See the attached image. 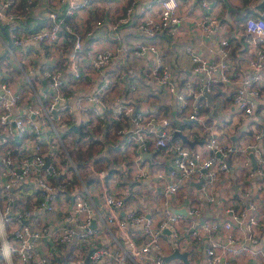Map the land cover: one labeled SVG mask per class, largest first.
<instances>
[{"label":"built area","instance_id":"obj_1","mask_svg":"<svg viewBox=\"0 0 264 264\" xmlns=\"http://www.w3.org/2000/svg\"><path fill=\"white\" fill-rule=\"evenodd\" d=\"M33 1L0 0V54L3 49L7 51L0 58V243L8 264H177L167 259L161 243L167 229L172 238L180 241L188 236L199 238L201 230L212 233L221 226L229 229L233 223L248 224L249 241H239L232 232L224 240L213 239L205 250L206 262L238 264L226 255L258 252L260 239L256 230H264V223L259 221L260 213L254 201L230 205L231 219L224 223L202 220L193 227L181 224L182 213L169 209L167 198L157 222L134 207L123 216L120 211L128 188L106 189L104 203L99 204L75 156L82 151L86 167V151L93 139L98 138L95 134L98 125L106 122L105 127L111 132L128 139L136 137L139 158L140 151L148 150L152 142L172 151L171 167L154 171L166 197L173 196L182 182L198 179L203 168L209 173L208 180L213 181L221 170L229 167L230 156L240 149L250 150L258 161L256 170L248 174H264L261 144L264 129L255 121L249 119L250 140L245 144L221 139L220 129H213L202 147L194 150L186 142H172L170 136L176 138L172 134L182 129L172 126L171 117L151 109L158 103L175 101L177 114L197 119L201 105L209 103L207 91L213 84L223 82L234 88L233 106L249 117L256 101L264 96V16L247 18L246 38L255 50L248 71L236 75L230 59L231 33L228 23H222L223 33L215 46L217 57L204 54L199 46L188 45L192 70L200 81L186 77L181 90L177 89L162 46L154 41L137 40L134 52L152 57L158 76L156 86L166 92V97H152L148 89L133 84V99H128L117 88V93L110 95L114 78L106 68L115 59L117 48L87 49L86 41L94 35V27L72 21L83 10L96 4L101 7L106 0H57V4L46 1L31 20ZM188 1L125 0L122 9L111 6L103 16L94 17L93 23L110 26L113 31L134 26L146 36L161 31L174 34L184 20L181 7ZM199 2L203 12L197 24L209 35L221 24V18L214 9L215 0ZM36 45L40 53L35 51ZM118 48L128 51L129 46L120 41ZM65 51L67 65L62 66ZM85 55L87 61L80 65ZM90 72L98 74L96 79L102 76V81L90 93H78L74 97L69 88ZM77 111L85 114L80 130L73 128ZM139 158H135L134 175L147 179L151 172L148 166L141 165ZM245 158L250 163L251 155ZM109 177L106 168L101 167L95 180L108 181ZM119 181V175H111L108 187ZM140 205H144L142 200ZM188 210L193 215L202 214L200 206L193 203ZM97 221L107 227L114 224L120 231L111 244L97 243L102 233ZM137 227L143 230L142 239L133 232Z\"/></svg>","mask_w":264,"mask_h":264},{"label":"crops","instance_id":"obj_2","mask_svg":"<svg viewBox=\"0 0 264 264\" xmlns=\"http://www.w3.org/2000/svg\"><path fill=\"white\" fill-rule=\"evenodd\" d=\"M46 1L56 4L58 2L57 0H34L32 2L34 11L30 17L31 20L36 18L37 13L41 12L44 8L43 3ZM260 1L262 0L249 3L247 0H215L214 9L221 18V24L209 35L197 24L203 12L199 0H189L181 7L184 20L177 25L174 34L161 31L157 35L146 36L134 26H122L118 31H113L110 26L94 25V17L103 16L111 6L115 10L122 9L125 0H106L101 7L96 4L88 10H83L77 18L76 16L72 17V21L94 27V35L86 41L87 49L108 46L117 48L118 53H116L115 59L106 68L108 75L114 78L113 91L110 95L117 93V88L123 98L133 99L131 92H133L132 85L134 84L137 88L148 89L152 97L164 99L166 92L156 86L158 76L153 69L154 60L147 54H136L133 50L135 42L137 40L154 41L162 46L165 58L172 67L177 89L181 90L186 77H194L197 83L200 81L198 77L194 76L193 62L187 48L188 45L199 46L204 54L217 57L218 51L215 46H218L223 33L222 23H228L231 33V64L237 70L236 75H240L248 71L249 59L255 54L254 45L247 40L246 33L242 32L240 25L248 15L261 14L256 6ZM228 2L233 8H229ZM39 20H41V17H39ZM3 32L7 35L5 31ZM120 41L128 44V51L118 48ZM36 47L35 51L40 53L39 46L36 45ZM2 52H4V49ZM87 58V55H85L80 60V65H83ZM61 59V65L66 66L67 51L63 53ZM136 69L145 71L137 73L133 71ZM97 75L94 72L88 73L69 88L70 92H74V97L78 93H90L93 87L103 79L102 76H98L96 79ZM233 92L234 88L231 84L223 82L213 84L210 90L207 91L209 103L201 105L197 119H190L186 114H177L175 101H164L153 105L151 109L171 117L172 126L181 128L182 133L193 143L184 141L182 135L179 134H172L176 138L170 136L172 142L177 140L186 142L192 149L196 150L202 147L203 141L209 137L213 129H220L221 139L233 143L243 141L245 144L250 140L249 119L255 121L258 127L264 129V96L256 101L254 112L246 117L241 115L233 106ZM42 97L45 99L44 96ZM110 100H113L112 96ZM84 118L85 114L83 112H76L75 120L77 122L75 124H77V129L74 130L81 127ZM108 118H110V112H108ZM105 126L106 122H101L98 125V129L95 131L98 138L93 139V143L88 149L92 151L91 155L88 154V150L86 151L87 159L85 162H87V165L86 167L82 166L85 171L81 169L87 180V186L91 189V194L99 204L104 203L106 189L120 190L125 186L128 191H126L125 204L120 211L121 215L124 216L128 209L134 207L139 211H144L157 222L163 215L166 206L164 200L167 198L169 209L182 213L181 224L193 227L197 224L200 225L202 220H216L224 223L226 220L231 219L230 205H246L249 200H252L259 209V221L264 223V174L259 172L248 174L251 170H256L258 163L257 158L252 156L250 150L240 149L231 155L229 167L221 170L213 181L208 180V177L210 178L209 173L206 168H203V172L198 179L182 182L179 190L173 196L168 195L166 197L162 191L161 182L154 171L159 168L168 170L171 167L172 151L152 142L148 150L140 151L141 158H139V151L137 152L139 141L136 137L131 136L128 139L127 136H119ZM261 144L264 150V137ZM247 154L251 155L250 163L245 162ZM83 156L85 157L84 154ZM135 158L140 159L141 165L149 167L151 175L147 179L135 177L134 172L137 169L134 164ZM101 167L106 168L108 176H110L108 181L95 180ZM113 174L119 175L120 181L108 187ZM141 200L144 202L142 206L140 205ZM192 203L200 206L202 209L201 215L197 216L189 212L188 208ZM97 225L102 232L97 243L103 241L111 244L114 235L120 233L114 224L107 227L101 221H97ZM133 232H136L138 239H142L143 230L140 227H137ZM230 232L236 234L241 242L249 241L251 231L248 224L233 223L229 229L221 226L219 230L212 233L201 230L199 238L188 236L180 241L172 238L170 231H166L161 237V243L169 261L185 264L181 256H173L174 251L178 249L188 252L187 257L190 264H208L205 258L206 247L210 245L213 239L224 240ZM256 232L260 239L256 246L258 252L229 253L226 257L236 260L238 264H264V230L258 229Z\"/></svg>","mask_w":264,"mask_h":264},{"label":"trees","instance_id":"obj_3","mask_svg":"<svg viewBox=\"0 0 264 264\" xmlns=\"http://www.w3.org/2000/svg\"><path fill=\"white\" fill-rule=\"evenodd\" d=\"M256 6L259 8V10L261 11V14H262V11L264 12V0H262V1H260V2H258L257 4H256ZM249 16H251V15H248L247 17H246V19H244L243 20V22L241 23V30H242V32H244V33H246V31H247V18L249 17ZM95 140V139H94ZM91 153H92V151L91 150H88V154L89 155H91ZM82 155H83V152L82 151H78V153L76 154V156H75V158L77 159V163L79 164V165H82V166H84V162L82 161V160H84V158L82 157ZM2 258H3V253H2V251L0 250V260H2Z\"/></svg>","mask_w":264,"mask_h":264},{"label":"water","instance_id":"obj_4","mask_svg":"<svg viewBox=\"0 0 264 264\" xmlns=\"http://www.w3.org/2000/svg\"><path fill=\"white\" fill-rule=\"evenodd\" d=\"M228 5H229V8H233V6H232L229 2H228ZM262 15L264 16V12H262ZM6 53H7V51H4L2 54H0V58H1L3 55H5ZM73 128H74V129H77V124H73ZM176 134L182 135L184 141L189 142V143H191V144L193 143L192 140H190V139H189L184 133H182V131H180V130H176V131H175V135H176ZM200 181L202 182L203 179L200 180ZM166 231L169 232V229H167ZM187 254H188L187 251H180V250L176 249V250L174 251V253H173V256H181V257L184 259L185 264H190L189 261H188Z\"/></svg>","mask_w":264,"mask_h":264},{"label":"rangeland","instance_id":"obj_5","mask_svg":"<svg viewBox=\"0 0 264 264\" xmlns=\"http://www.w3.org/2000/svg\"><path fill=\"white\" fill-rule=\"evenodd\" d=\"M82 171H85V168H84V167H82ZM0 250H1L2 253H3V258H2V260H0V264H8L7 259H6V255H5L4 252H3V249H2L1 243H0Z\"/></svg>","mask_w":264,"mask_h":264}]
</instances>
